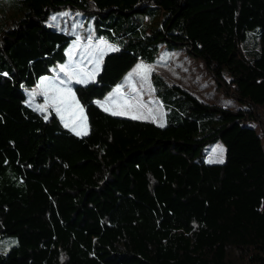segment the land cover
I'll list each match as a JSON object with an SVG mask.
<instances>
[{"label":"trees","instance_id":"obj_1","mask_svg":"<svg viewBox=\"0 0 264 264\" xmlns=\"http://www.w3.org/2000/svg\"><path fill=\"white\" fill-rule=\"evenodd\" d=\"M16 1L0 22V236L16 239L0 264H264V0ZM62 9L116 45L73 85L85 135L25 102L74 39L47 24ZM161 45L198 59L237 105L154 72L163 126L97 105ZM218 140L224 159L208 163Z\"/></svg>","mask_w":264,"mask_h":264},{"label":"rangeland","instance_id":"obj_2","mask_svg":"<svg viewBox=\"0 0 264 264\" xmlns=\"http://www.w3.org/2000/svg\"><path fill=\"white\" fill-rule=\"evenodd\" d=\"M17 3L16 0H0L1 23H5L10 15L18 13ZM4 9H7L6 18L1 16ZM47 24L57 31L73 35L74 39L68 46L67 63L56 64L51 68L50 74L40 77L35 85L25 88V102L45 115L54 112L67 129L77 135H85L88 132V121L73 91V85L78 83L77 81H80L78 84L84 83L99 71L104 56L113 51L116 45L104 38L95 39L92 19L81 12L70 9L53 12L49 15ZM137 65L141 68L138 69ZM153 72L167 83L181 86L208 103L223 107L237 105L231 97L215 87L198 59L189 55L183 48H168L164 45L160 46L154 62L147 63L139 59L122 77L120 83L98 100V105L112 114L116 113L114 115L135 117L162 125L165 118L162 107L165 93L155 94L151 84ZM118 87L119 92L116 91ZM71 112L76 116L68 114ZM262 115L264 116V110ZM79 118L85 120L82 129L75 127ZM255 127L260 133L259 127ZM224 154L225 146L218 140L205 147L204 160L208 163H219L223 161ZM15 243L16 239L12 235L0 236V251L5 253Z\"/></svg>","mask_w":264,"mask_h":264},{"label":"crops","instance_id":"obj_3","mask_svg":"<svg viewBox=\"0 0 264 264\" xmlns=\"http://www.w3.org/2000/svg\"><path fill=\"white\" fill-rule=\"evenodd\" d=\"M95 38V37H94ZM96 39V38H95ZM116 49V48H115ZM115 49H113V51L115 50ZM66 59H65V61L63 62V63H67V53H68V47H67V49H66ZM111 52V51H110ZM107 54V53H106ZM101 68V67H100ZM100 70V69H99ZM99 71H97V72H95L89 79H86V81H84V83L82 82L81 84H86V83H88V82H91V81H93L94 79H95V77H96V75H97V73H98ZM120 83V82H119ZM75 84V83H74ZM76 84H78V83H76ZM102 99V98H101ZM98 100L99 99H95V102L97 103V105H98ZM68 114H71L72 115V112L71 113H68ZM73 115H74V117L76 116V114H74L73 113ZM72 115V116H73ZM70 116V115H69ZM71 117V116H70ZM58 118H60L59 116H58ZM72 118V117H71ZM80 120L79 121H76L75 122V127L77 128V129H82V128H84V124H85V120H83L82 118H79ZM60 121H62L61 120V118L59 119ZM73 126H74V124H73ZM88 129H89V125H88ZM72 132V131H71ZM84 135V134H83Z\"/></svg>","mask_w":264,"mask_h":264},{"label":"snow or ice","instance_id":"obj_4","mask_svg":"<svg viewBox=\"0 0 264 264\" xmlns=\"http://www.w3.org/2000/svg\"><path fill=\"white\" fill-rule=\"evenodd\" d=\"M137 68L140 69L141 66H140V65H137ZM61 70L63 71V69H61ZM77 82L79 83L80 81H77ZM68 91L71 92V89H69ZM116 91H117V92L120 91L119 87L116 89ZM57 111H59V109H57ZM113 114H116V113H113ZM133 118H135V117H133ZM161 126H163V125H161ZM221 162H222V161H221Z\"/></svg>","mask_w":264,"mask_h":264}]
</instances>
